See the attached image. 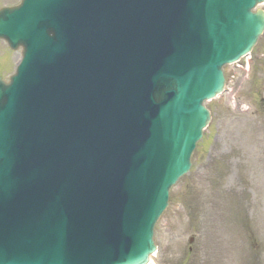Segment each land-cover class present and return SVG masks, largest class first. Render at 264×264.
<instances>
[{
  "label": "water",
  "instance_id": "1",
  "mask_svg": "<svg viewBox=\"0 0 264 264\" xmlns=\"http://www.w3.org/2000/svg\"><path fill=\"white\" fill-rule=\"evenodd\" d=\"M264 0H23L0 78V264H149L172 187L264 31Z\"/></svg>",
  "mask_w": 264,
  "mask_h": 264
},
{
  "label": "rangeland",
  "instance_id": "2",
  "mask_svg": "<svg viewBox=\"0 0 264 264\" xmlns=\"http://www.w3.org/2000/svg\"><path fill=\"white\" fill-rule=\"evenodd\" d=\"M20 60L0 42V75ZM224 71L226 91L206 103L212 120L156 226L153 264H264V34Z\"/></svg>",
  "mask_w": 264,
  "mask_h": 264
}]
</instances>
